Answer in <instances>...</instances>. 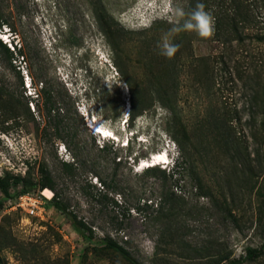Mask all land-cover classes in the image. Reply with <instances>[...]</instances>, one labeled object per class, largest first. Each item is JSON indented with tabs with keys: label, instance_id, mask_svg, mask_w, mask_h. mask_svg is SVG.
Listing matches in <instances>:
<instances>
[{
	"label": "rangeland",
	"instance_id": "1",
	"mask_svg": "<svg viewBox=\"0 0 264 264\" xmlns=\"http://www.w3.org/2000/svg\"><path fill=\"white\" fill-rule=\"evenodd\" d=\"M197 2L211 35L181 31L162 56L173 10ZM0 12L17 47L0 62V177L20 180L0 191V264H129L107 236L143 264H264V0H0ZM164 152L159 170L139 167ZM46 172L92 240L53 201L42 216L8 204L25 181L41 197Z\"/></svg>",
	"mask_w": 264,
	"mask_h": 264
},
{
	"label": "trees",
	"instance_id": "2",
	"mask_svg": "<svg viewBox=\"0 0 264 264\" xmlns=\"http://www.w3.org/2000/svg\"><path fill=\"white\" fill-rule=\"evenodd\" d=\"M3 21L1 20V12H0V27L3 25ZM1 31V29H0ZM17 47H13V50L10 49V47L5 44L1 38H0V62H3L4 60L9 63V65L12 66L13 62L16 61V52ZM43 93L46 95V102L49 101L46 89H43ZM134 107L132 106L130 108V112L133 113ZM103 149V148H102ZM173 167L168 171L169 177L171 179H174L178 176L179 171L181 169V162L180 159H177L173 162ZM62 168L64 171L70 172L74 170L75 165L72 163L62 162ZM146 172L156 171L159 170V166H153L143 169ZM160 172H163V174L166 175L167 170H160ZM14 181L15 183H19L20 180L18 178L11 177L10 175H7L6 177H0V191L1 193L8 197L10 195L9 190L11 186V182ZM24 182V181H23ZM24 190L23 194H27L30 192L31 188L34 186H37L36 184L33 185L32 183L24 182ZM106 183H102V185ZM39 187L43 190L50 189L52 192L55 189V181L52 177V175L49 172L44 173L42 176V179L40 183L38 184ZM54 193V192H53ZM53 201V207L67 216L69 219L72 227L75 229V231L84 239L92 240L94 237V231L93 229L85 222V220L79 218L76 216L73 212L69 211L68 205L65 201L59 198V195L57 193H54V196L52 198ZM102 246L103 248L110 249L116 253H118L120 256H122L129 264H143L137 259H135L132 254L119 242H117L113 237L107 236L102 240ZM260 254V251L249 249L248 250V259L253 260L254 258L258 257ZM235 264V263H231Z\"/></svg>",
	"mask_w": 264,
	"mask_h": 264
},
{
	"label": "clouds",
	"instance_id": "3",
	"mask_svg": "<svg viewBox=\"0 0 264 264\" xmlns=\"http://www.w3.org/2000/svg\"><path fill=\"white\" fill-rule=\"evenodd\" d=\"M174 16L176 17V20L173 24V26L168 30L167 33L163 35L161 38L160 43L158 44V48L160 50V54L166 58H172L174 54L179 49V44L172 42V38L175 34L181 32V31H194L196 34L200 37H208L211 35L212 31L214 30V18L210 14V12L205 10V5L203 3L197 2L195 8L189 12L185 13L182 8H175L174 10ZM1 40L7 44L9 47L11 46L10 42L8 41L7 36H0ZM30 87V86H29ZM27 86V88H29ZM125 113L128 114V107L125 108ZM90 118L88 115L86 116V124L91 132L98 133L100 132L101 135H103V132L99 129V123L95 118ZM90 123L97 125V130L99 131H93L90 128ZM127 146V141L125 143ZM165 156L167 163H160L161 164H168V155L166 152L162 153ZM151 159L154 158V156L150 157ZM158 162V161H157ZM154 163V160H151L150 164ZM147 165L146 162H141L139 167H143V165ZM146 168H148L146 166ZM145 169V168H143Z\"/></svg>",
	"mask_w": 264,
	"mask_h": 264
},
{
	"label": "built area",
	"instance_id": "4",
	"mask_svg": "<svg viewBox=\"0 0 264 264\" xmlns=\"http://www.w3.org/2000/svg\"><path fill=\"white\" fill-rule=\"evenodd\" d=\"M25 78H26V82L29 81L27 75H25ZM46 193L49 194L50 196L48 197ZM53 196H54L53 192L48 191L46 189L41 193V197H35L34 195L27 193L15 199H10L8 201V204L12 205L14 203L15 204L14 208H21L30 215L42 216L45 211L43 208L45 203L43 202V198H45L47 201H51Z\"/></svg>",
	"mask_w": 264,
	"mask_h": 264
},
{
	"label": "bare ground",
	"instance_id": "5",
	"mask_svg": "<svg viewBox=\"0 0 264 264\" xmlns=\"http://www.w3.org/2000/svg\"><path fill=\"white\" fill-rule=\"evenodd\" d=\"M128 113L130 112V108H131V106H130V104H128ZM89 120H91V119H89ZM99 129L101 130V131H103V128H101L100 126H99ZM97 131H99V130H97ZM97 134H99V135H101V133L100 132H98ZM154 156V158H152V159H150V160H143L142 162H147L148 164L146 165H143V167L142 168H146V166L147 167H153V166H157L158 164H159V162L161 163V162H163V160L165 159V156L162 154V153H158V154H154L153 155ZM151 160H154V163H152V164H150V162H151ZM158 161V162H157Z\"/></svg>",
	"mask_w": 264,
	"mask_h": 264
}]
</instances>
